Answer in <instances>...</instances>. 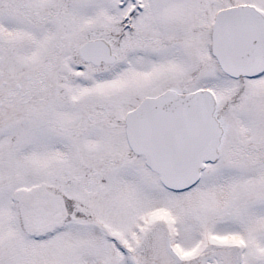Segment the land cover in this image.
I'll return each instance as SVG.
<instances>
[{"label": "snow or ice", "instance_id": "snow-or-ice-1", "mask_svg": "<svg viewBox=\"0 0 264 264\" xmlns=\"http://www.w3.org/2000/svg\"><path fill=\"white\" fill-rule=\"evenodd\" d=\"M0 264H264V0H0Z\"/></svg>", "mask_w": 264, "mask_h": 264}]
</instances>
